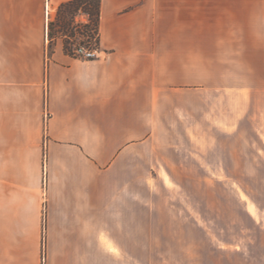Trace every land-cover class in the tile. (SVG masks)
I'll return each instance as SVG.
<instances>
[{"label": "crops", "instance_id": "crops-1", "mask_svg": "<svg viewBox=\"0 0 264 264\" xmlns=\"http://www.w3.org/2000/svg\"><path fill=\"white\" fill-rule=\"evenodd\" d=\"M70 1L0 0V264H133L154 232L157 264H264V194L223 191L229 168H264L241 140L264 122V0H101L94 59L50 39ZM197 137L242 146H181ZM138 150L194 156L158 167L203 170L208 191L151 214Z\"/></svg>", "mask_w": 264, "mask_h": 264}, {"label": "rangeland", "instance_id": "rangeland-1", "mask_svg": "<svg viewBox=\"0 0 264 264\" xmlns=\"http://www.w3.org/2000/svg\"><path fill=\"white\" fill-rule=\"evenodd\" d=\"M59 9L55 14V19L50 23L49 26V35L52 34L54 38H61L63 42L68 45L71 50H74L76 46L82 45L88 48L96 47V40H89L88 37H84L80 35L78 32L81 31L82 25H85L89 22V17L85 16L81 12H77L75 15V20L72 22L73 32L76 33L74 36H70L69 38L61 37L60 28L57 24H60L59 21ZM88 21V22H86ZM78 29V30H77ZM51 39V35H50ZM98 47V46H97ZM260 74H230V78L232 80H258ZM233 105H230V109H232ZM262 127L260 129V136L258 138H254L251 136H246L245 138H241L242 141H249L250 143H254L259 145L261 148L260 158L261 161H264V122H261ZM250 128L246 126V132H249ZM186 140H188L186 138ZM193 140V138H192ZM196 140V144H189L188 141L184 142L182 147L186 149L198 150L200 148L207 147V142H209L208 146H220L227 145L230 149H234L238 146H242V142L240 139L236 137L223 138L221 141L220 138H205V137H197L194 138ZM207 141V142H206ZM169 149L173 148V142L168 144ZM198 155V158H204L203 153H199L195 151ZM132 163H133V176H134V185H133V193L134 198H138L141 194L149 195V208L150 213L156 215L157 211L161 214L164 212L171 210V197L170 195L174 192H190L197 194L198 198H201L203 194L208 191L206 186L200 184V181L204 180L205 173L203 170H178L170 168L158 167L159 162L164 161L168 162L170 165L175 164L178 161H187L193 159L190 154H186L184 157H176L171 152L166 153V155H159L153 153L152 151H133L132 153ZM214 160H220L221 156L218 154L214 156ZM195 160V158H194ZM228 160L230 162L240 160L236 154L232 155L231 153L228 156ZM228 175L232 177L234 180L238 181V184H228L227 186H223V191H241L246 193H252L256 195L264 194V168L260 170L254 169H241V168H229L226 170ZM188 172H191L196 179H194L191 183L187 182L184 185L178 186L173 183V176H181L186 175ZM148 177V185L139 183L142 178ZM213 188V191H221L222 186L214 184L213 186H209ZM157 218L154 216L153 222L156 224ZM157 234L150 233L148 238L149 244L147 246H141L140 243H134L133 248V264H157V248H156V239ZM137 234H134V241H141L140 237H137ZM171 252V250H162ZM42 264H44L43 256H42Z\"/></svg>", "mask_w": 264, "mask_h": 264}, {"label": "trees", "instance_id": "trees-1", "mask_svg": "<svg viewBox=\"0 0 264 264\" xmlns=\"http://www.w3.org/2000/svg\"><path fill=\"white\" fill-rule=\"evenodd\" d=\"M100 6L101 0H72L68 3L62 4L59 7L58 13L60 24H57L60 28L61 37L69 38L76 34L73 32L71 20L74 22L75 14L81 12L89 17V22L80 26L82 30L78 33L84 37H88L89 40H96V46H98ZM50 35L51 38H54L52 37V34ZM65 50L73 54V50H71L67 44H65Z\"/></svg>", "mask_w": 264, "mask_h": 264}, {"label": "built area", "instance_id": "built-area-1", "mask_svg": "<svg viewBox=\"0 0 264 264\" xmlns=\"http://www.w3.org/2000/svg\"><path fill=\"white\" fill-rule=\"evenodd\" d=\"M46 12L49 15V9L46 8ZM74 54L77 57L85 58V59H94L99 57L98 56V47L88 48L86 46L78 45L73 50ZM43 261L45 263V257L43 256Z\"/></svg>", "mask_w": 264, "mask_h": 264}]
</instances>
